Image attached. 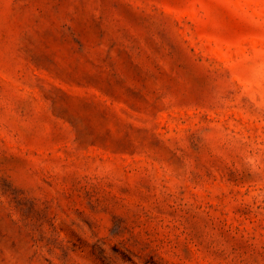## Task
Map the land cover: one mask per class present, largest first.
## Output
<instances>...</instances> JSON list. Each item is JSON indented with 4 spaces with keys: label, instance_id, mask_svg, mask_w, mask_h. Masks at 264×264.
I'll return each instance as SVG.
<instances>
[{
    "label": "rangeland",
    "instance_id": "1",
    "mask_svg": "<svg viewBox=\"0 0 264 264\" xmlns=\"http://www.w3.org/2000/svg\"><path fill=\"white\" fill-rule=\"evenodd\" d=\"M0 264H264V0H0Z\"/></svg>",
    "mask_w": 264,
    "mask_h": 264
}]
</instances>
